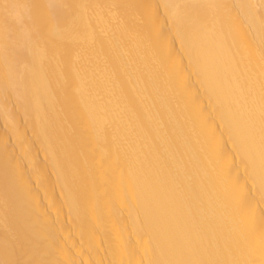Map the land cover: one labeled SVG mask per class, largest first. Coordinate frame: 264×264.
<instances>
[{"label":"bare ground","instance_id":"bare-ground-1","mask_svg":"<svg viewBox=\"0 0 264 264\" xmlns=\"http://www.w3.org/2000/svg\"><path fill=\"white\" fill-rule=\"evenodd\" d=\"M0 264H264V0H0Z\"/></svg>","mask_w":264,"mask_h":264}]
</instances>
